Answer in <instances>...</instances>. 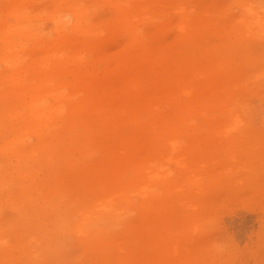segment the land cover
Segmentation results:
<instances>
[{
  "label": "bare ground",
  "instance_id": "6f19581e",
  "mask_svg": "<svg viewBox=\"0 0 264 264\" xmlns=\"http://www.w3.org/2000/svg\"><path fill=\"white\" fill-rule=\"evenodd\" d=\"M43 1L0 0V191L18 184L24 218L16 251L0 228V264L9 258L38 264V250L27 246L38 249L41 234L51 240L48 253L72 236L83 251L117 248L124 257L135 239L115 245L112 222L149 211L161 187H173L163 171L172 160L170 146L264 145V137L234 135L247 131L244 110L256 91L250 83L235 87V69L221 63L223 49L194 54L201 33L179 26L174 45L153 48L150 39L157 42L158 34L137 32L133 12L121 17V7L109 0H45L54 8L48 17ZM106 5L117 18L96 17ZM46 19L50 32L40 26ZM163 29L165 37L168 25ZM115 33L127 36L126 45L88 61ZM28 139L34 146L20 148L31 145ZM94 149L107 157L101 162ZM7 203L14 205V198ZM171 237L178 241L181 231Z\"/></svg>",
  "mask_w": 264,
  "mask_h": 264
},
{
  "label": "rangeland",
  "instance_id": "374dc122",
  "mask_svg": "<svg viewBox=\"0 0 264 264\" xmlns=\"http://www.w3.org/2000/svg\"><path fill=\"white\" fill-rule=\"evenodd\" d=\"M109 1L112 6L121 7L124 12H120L121 17L125 12H133L130 20L137 32L158 34L157 42L150 39L153 48L174 45L179 38L175 30L181 26L190 35L202 34L197 38L200 45L194 49L195 55L201 49H223L221 63L235 69V87L250 83L256 91L244 110L248 129L235 132V139L250 134L264 137V0H180V4L176 0L166 4L157 0ZM129 1H133L132 6ZM40 9L46 17L54 10L45 0ZM117 16V11L107 5L96 11V17L103 19ZM164 24L169 27L165 37ZM40 26L47 32L52 29L48 19ZM252 26L255 29L247 32ZM126 42L125 34L115 33L106 47L88 61L112 57ZM31 51L32 48L28 54ZM246 51L251 53L248 60L244 58ZM212 82L207 79V84ZM28 141L31 145L19 147L34 146L33 139ZM159 147L154 150L164 156L166 150ZM94 150L101 162L108 155L103 150ZM167 154L172 160L163 171L170 175L166 176L173 187H161V195L149 211H132L122 217L123 221L112 222L116 229L112 239L119 241L115 245L127 244L132 236L135 239L124 257L117 248L109 254L101 251L103 248L83 251L72 236H66L61 241L62 247L48 253L46 245L51 240L47 242L45 234H41L38 249L27 246V251L38 250V264H133L138 258V264H264V145H172ZM155 165L159 167L157 161ZM8 185L9 190L0 191V228L5 227L2 230L7 233L9 248L16 251L19 241H23L18 235L24 218L19 213L22 204L15 196L18 184L12 181ZM11 197L14 205L7 203ZM42 212L51 215L47 208ZM187 221L193 222L187 226ZM36 228H32L31 234L37 232ZM178 231L181 237L175 241L171 235ZM4 263L16 264L15 258Z\"/></svg>",
  "mask_w": 264,
  "mask_h": 264
}]
</instances>
